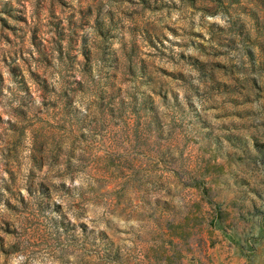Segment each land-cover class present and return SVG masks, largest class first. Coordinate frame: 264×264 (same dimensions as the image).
Wrapping results in <instances>:
<instances>
[{
    "label": "rangeland",
    "instance_id": "1",
    "mask_svg": "<svg viewBox=\"0 0 264 264\" xmlns=\"http://www.w3.org/2000/svg\"><path fill=\"white\" fill-rule=\"evenodd\" d=\"M0 264H264V0H0Z\"/></svg>",
    "mask_w": 264,
    "mask_h": 264
}]
</instances>
